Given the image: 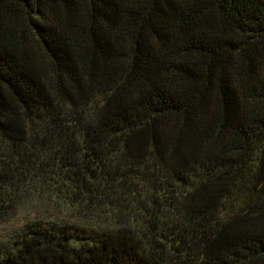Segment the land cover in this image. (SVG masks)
I'll return each instance as SVG.
<instances>
[{"label": "trees", "instance_id": "obj_1", "mask_svg": "<svg viewBox=\"0 0 264 264\" xmlns=\"http://www.w3.org/2000/svg\"><path fill=\"white\" fill-rule=\"evenodd\" d=\"M25 189L107 223L0 264H264V0H0V223Z\"/></svg>", "mask_w": 264, "mask_h": 264}, {"label": "rangeland", "instance_id": "obj_2", "mask_svg": "<svg viewBox=\"0 0 264 264\" xmlns=\"http://www.w3.org/2000/svg\"><path fill=\"white\" fill-rule=\"evenodd\" d=\"M20 200L18 211L7 222L0 223V252L12 245L28 220L47 218L86 226H106L107 223L106 213L95 218L84 216L55 192L39 193L25 189ZM134 225L136 226V223Z\"/></svg>", "mask_w": 264, "mask_h": 264}]
</instances>
